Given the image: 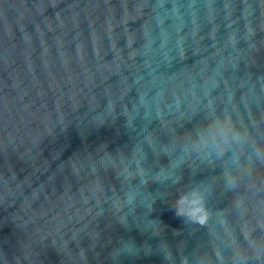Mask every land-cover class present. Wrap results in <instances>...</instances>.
Returning a JSON list of instances; mask_svg holds the SVG:
<instances>
[{
  "label": "water",
  "instance_id": "water-1",
  "mask_svg": "<svg viewBox=\"0 0 264 264\" xmlns=\"http://www.w3.org/2000/svg\"><path fill=\"white\" fill-rule=\"evenodd\" d=\"M209 3L0 0V264H197L203 254L211 264H264L255 151L264 149V0H214V17ZM245 5L255 35L233 48ZM225 113L246 144L221 159L194 152L173 169L183 146ZM138 149L146 175L125 182L118 174ZM162 169L172 177L157 179ZM225 172L238 177L235 190ZM197 186L208 188V227L175 212L176 198ZM130 190L135 209L118 211ZM214 246L224 249L219 260Z\"/></svg>",
  "mask_w": 264,
  "mask_h": 264
},
{
  "label": "clouds",
  "instance_id": "clouds-1",
  "mask_svg": "<svg viewBox=\"0 0 264 264\" xmlns=\"http://www.w3.org/2000/svg\"><path fill=\"white\" fill-rule=\"evenodd\" d=\"M213 5L214 0H211V3H209L208 5L210 17H214L215 15V8ZM225 8L228 10L226 18H230L232 15L231 3H226ZM177 12H179L178 9ZM250 15L251 6L245 5L242 12V16L245 20L244 33L241 37L240 30L238 28L233 30L229 38L233 48H235L241 42V39L247 42L249 46L250 39L255 35L253 23L249 18ZM262 15H264V13H262ZM233 23L235 22L233 21ZM180 56L182 59L186 58L183 55ZM211 78L212 77L210 76L208 80L205 81V84H207ZM116 79L119 80V77H117ZM140 83L141 81L136 80L137 85H140ZM216 83L217 82L215 81V85ZM199 86L200 85L198 84V82L193 79L190 87V92L194 99L197 98V88ZM158 97L160 98V100L166 99V92L164 89H162L158 93ZM140 99L143 103H148L146 95H141ZM175 103L177 105V109L179 110L183 104V100L180 94H175ZM214 103L215 102L213 100H210L208 103V107L212 110L213 113L215 112ZM158 114L163 117L162 111ZM246 142V133H241L237 129L230 113H225L222 117L213 115L207 127L205 129L198 130L195 134V139L190 140L183 146V154L172 162V168L175 169L179 167L185 162V159L191 157L194 152L200 155L202 159H209L213 156V154H215L216 158L221 159L231 149L233 144L243 147ZM163 151L166 154H170V150L168 148H164ZM255 151L256 155L261 158L262 161H264V149L257 147ZM143 159V153L138 149L137 153L132 157L131 162L127 163V167L123 168V170L118 174V177H123V180L125 182H130L137 176L144 177L146 175V172L142 166ZM133 164L135 165V170L132 169ZM172 175L173 172L162 169L159 173H157L156 178L160 180H166L171 178ZM225 180V186L227 190L232 191L238 187V177L233 175L231 172H225ZM207 195V186L193 187L190 190L181 193L175 200L176 215L184 218L187 223L198 225L201 227H208L213 219V214L207 207ZM137 197L138 192L135 190L126 191L124 192L122 197H117L118 211H122L125 208H128L130 211L134 210L136 207ZM258 204L262 209H264V200L258 201ZM234 207L238 214L247 212V209L244 208L243 198L236 199L234 202ZM120 222L126 223V216H123L120 219ZM226 222L227 221L225 220L224 225L226 224ZM260 227L264 228V219L260 221ZM224 231H226L225 227ZM160 250L164 254L166 260L172 259V253L167 246H162ZM124 251L128 252L129 254H133L134 247H124ZM212 254L216 257L217 260H219L221 256H224V249L220 246H214L212 248ZM182 264H189V260L187 257L182 258ZM197 264H211V261L209 260L208 256L203 254L197 258Z\"/></svg>",
  "mask_w": 264,
  "mask_h": 264
}]
</instances>
